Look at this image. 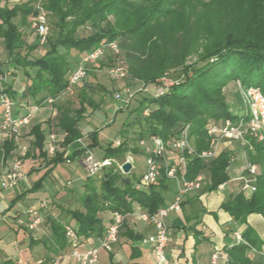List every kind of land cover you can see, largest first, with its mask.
<instances>
[{"label":"trees","instance_id":"16d2710c","mask_svg":"<svg viewBox=\"0 0 264 264\" xmlns=\"http://www.w3.org/2000/svg\"><path fill=\"white\" fill-rule=\"evenodd\" d=\"M35 3L36 0H20L13 6L0 5V38L13 66L24 69L29 76V83L21 96L25 106L41 105L47 97H57L66 88L79 62L78 57L112 41L117 43L119 52H109L102 66L123 64L128 76L122 79H127V83L139 80L146 84L155 83L165 74L179 80L163 95L139 98L137 109L141 113L145 108L150 109L148 115L142 114L136 120L142 126L141 138L157 135L169 141L189 124L195 147L198 150L207 148L209 127L225 119L237 118V114L230 110L223 91L227 81L239 80L244 86H260L264 94V0H241L240 5L246 3L248 8L245 24L239 21L234 28L223 29L209 21L212 16L231 10L223 2L209 14L205 9L207 0H43L52 27L45 42V54L32 58L28 53L22 54V50L28 48L32 51L40 46L39 37L36 42L28 44L22 27L31 26L32 17L37 13ZM18 13L22 15L21 25L14 21ZM204 16H208L207 22L203 20ZM53 27L55 33H52ZM81 27L90 31L79 36L77 32ZM199 45L205 53L203 62L200 65L187 64L189 56ZM70 55H77V58L72 59ZM27 67L32 73L25 70ZM6 91L13 96L12 85H8ZM29 95L33 98L31 103L29 98H24ZM52 105L58 109L52 125L65 133L62 144L68 147L84 136L79 128L85 111L84 103L74 111L58 102ZM42 126L43 122L31 125L29 134L33 138L25 158L31 152L36 153L34 155L44 161L43 167L47 171L65 159H77L97 143V135L90 133L91 141L87 148L75 149L67 155L65 149H57L51 156L45 149L47 136ZM4 139L0 147V175L1 163L12 156L18 146L16 136ZM244 146L247 160L258 164L260 169L255 181L256 190L249 196L240 190L221 204L222 209L240 222H246L251 213L264 217V141L250 138L249 144ZM128 151L125 140L118 145L111 141L105 146L104 157L122 161ZM132 152L142 153L140 148H133ZM188 159V178L206 172L207 181L199 191L216 190L230 179V150L220 149L219 154L209 160L199 156ZM138 180L131 171L123 173L112 167L101 178L100 187L85 182L86 192L79 199L80 207L63 211L75 221L82 240L94 243L103 236L102 212L127 214L138 205L154 213L167 203V192L173 186L165 174L143 188L136 187ZM65 223V218L50 212L46 214L43 226L49 232L39 239L47 248L42 264L54 260L69 244ZM241 235L243 242L224 248L228 255L226 264H262L251 253L252 248L262 243L256 232L247 225ZM131 237L142 238L138 234H131Z\"/></svg>","mask_w":264,"mask_h":264},{"label":"built area","instance_id":"2783aa9c","mask_svg":"<svg viewBox=\"0 0 264 264\" xmlns=\"http://www.w3.org/2000/svg\"><path fill=\"white\" fill-rule=\"evenodd\" d=\"M35 10L37 13L32 17L31 27L40 36L41 43H45L48 36V13L43 5V0H38L35 3ZM109 52H119V47L116 42L112 41L102 44L82 55L69 77L66 88L57 97L49 96L44 100L43 104L32 105L27 112L20 113L18 111V101L1 85L0 137H18L21 128L30 123L32 115L41 106L52 105L61 96L74 94L77 85L88 78L91 70L102 69V61ZM107 72L114 79H122L128 76L126 67L121 63L107 67ZM8 74L9 72H7ZM5 79V76L1 77V80ZM139 82L141 84L135 90H132L129 85H125L113 93V97L118 102L117 109L128 107L137 92L146 90L147 84L141 80ZM178 82L179 80L177 78L170 74H165L153 83L154 92L152 95L154 97L163 95ZM236 84L240 95L241 110L236 112L237 118L225 119L223 122L214 123L209 127L208 133L210 139L207 148L198 150L195 147L191 139L189 124L184 125L178 135L169 141H165L157 135L143 137L139 141V147L146 156V167L140 179L136 182V187L143 188L155 183L162 174H165L175 189L174 199L160 207L156 212L149 213L144 209L135 212L138 218L153 227L151 233L141 238L142 244L150 247L153 264H171L166 253V246L169 240L166 222L167 217L171 211L180 210L186 196L199 191L207 181L206 172H200L192 179L187 177L188 158L192 156H199L205 160L214 158L219 154L221 145L225 140L242 143L244 145L249 144L250 138L264 141V94L262 89L260 86H244L239 80L236 81ZM149 112L150 109L145 108L143 114L148 115ZM47 139L48 144L45 146V149L52 156L57 151L58 138L55 133L51 132ZM75 143L78 144L79 148H87L88 145L82 137L78 138ZM118 144H120L119 140L114 143V145ZM29 149L28 144H18L11 167L0 175V196L4 190L16 188L26 178L22 166ZM67 154H69V151L65 153V155ZM77 159L84 167L87 177L92 178H103L106 170L112 167H114V170L125 173L122 166L127 161L132 163V168L134 166V157L132 154L126 155L122 161H117L112 157H103L99 160L90 149H86ZM246 169L247 173L241 177L243 180L242 191L247 190L253 192L256 190L255 181L259 174V169L256 164L250 163L249 161ZM48 205L49 202L47 200H40L37 206L27 207L23 211L22 216L18 218V222L32 231L41 229L45 222ZM128 214L120 211H111V217L105 225L103 236L94 243H88L82 240L77 233V227L74 224L65 223L66 238L71 246V251L68 256L78 264H97L100 251L102 249L111 250L118 241L119 230ZM236 240L237 242L244 241L240 233H236ZM61 256L59 255L57 257L58 259L51 260L45 264H56ZM222 258H224L223 252L216 250L212 254V263L218 264ZM18 264L30 263L19 258Z\"/></svg>","mask_w":264,"mask_h":264},{"label":"rangeland","instance_id":"374dc122","mask_svg":"<svg viewBox=\"0 0 264 264\" xmlns=\"http://www.w3.org/2000/svg\"><path fill=\"white\" fill-rule=\"evenodd\" d=\"M20 0H0V5L4 6H13L14 2H18ZM27 1V0H21ZM38 0H36L37 2ZM208 5L206 6V10H208L209 14L218 8L220 3H224L225 7L230 8V11H225L220 15L212 16L209 21L215 26H219L221 29L229 27L234 28L237 22L245 24V21L248 18L247 11L248 8L246 3L240 5L241 0H207ZM207 17H203V20L207 22ZM51 18L47 14V24H48V34L51 32ZM14 21L21 25L22 23V15L18 13L14 17ZM26 40L28 44L34 43L37 41V36L39 37L40 46L35 47L32 51H29L28 48H24L22 50V54L28 53L30 57H42L46 52V44L41 43L40 36L36 33L35 29L31 26L22 27ZM54 27L52 28V33H55ZM90 31L89 28L81 27L77 34L79 36L86 35ZM203 42V41H202ZM75 54V52H72ZM204 50L202 49V45L198 46V49L194 50V52L189 56L187 60V64H195L200 65L203 62ZM77 55H70V57L77 58ZM80 56L78 57L79 60ZM107 67H102L101 70H91L88 78L82 81L77 87L76 91L72 95H64L58 98L56 102L61 104L62 106L73 109V111L80 107L81 103H84V115L83 118L79 121V128L84 136L82 138L89 144L91 141L89 138L90 133H95L97 135V143L90 147V150L94 153L97 159H102L104 157V149L105 146L109 142H113V144L119 140L122 142L125 140L126 146L128 147V154H132L134 157V166L131 170V175L135 178L140 179L142 173L146 167V156L143 153H133V148H140L139 141L141 140L140 131L142 126L139 125L137 118L141 117L143 113H141L137 107L139 105V98L143 95H151L154 92V84L149 83L146 86V90L141 94L139 92L136 93V96L132 99L130 105L123 109H117L118 102L113 97V93L117 90H120L125 85H129L132 90H135L141 82H131V84L127 83V79H114L107 72ZM0 87L3 85L5 88L8 85H12L14 89L13 97L20 102L21 105H18L19 112L22 113L29 106H23L25 104V100H23L22 93L29 83V76L24 72V69L19 68L16 69L11 60L8 50L4 47L2 39L0 38ZM25 70L30 71V68H26ZM7 72L9 74L7 75ZM5 76V80H1V77ZM223 91L225 94V98L229 104L230 110L233 113H236L241 110L240 103V95L237 89V84L235 80L227 81L223 87ZM24 98H29V102L33 101V98L29 95ZM28 104V103H27ZM55 107V105H53ZM48 111L50 109H47ZM45 118L43 121V128L45 130L46 136L48 137L49 133H55L57 140V149L66 150L65 153L68 152L67 147L64 146L63 140L65 138V133L63 131L58 130L55 126H52V122L55 120L48 119L46 116H38L36 120H40L41 118ZM36 120H32V123L21 129L20 134L18 136V144H28L29 147L31 145L32 136L29 134V130L31 125ZM48 120H50L48 122ZM45 124V125H44ZM48 139L46 138L45 146H47ZM76 141V140H75ZM75 141L71 144L78 149L79 146L75 144ZM0 147L3 142H0ZM235 145V144H233ZM36 153L31 152V155L26 158L25 163L22 166L23 172L27 175L28 181L31 184L33 189L29 193L28 198H53L55 195H59L56 200H62L66 205L69 202L76 198H81L84 196L86 192V186L84 182L94 183L97 187L101 186V178L96 177H87L86 172L84 171L82 165L79 163L78 159H71L61 161L49 171H47L46 167H43L44 161L37 158ZM121 161V160H118ZM243 163V158L238 159V167H241ZM258 166V164H256ZM229 164L228 173L231 175L230 170L233 171L235 168L230 167ZM232 166H234L232 164ZM259 167V166H258ZM34 168V169H33ZM58 185L63 188L61 191L58 189ZM218 189L206 191L212 196H216L218 199H224L228 194V189L223 191L220 195L217 193ZM247 196L251 195L245 193ZM4 196H8L7 191H5ZM208 196V195H206ZM203 197V203H207V197ZM8 199H10L8 197ZM223 201V200H221ZM220 203L222 204L223 202ZM12 204V199L9 200L7 205ZM221 204L216 203V210L221 207ZM5 202H2L1 206H5ZM74 208L76 206L80 207V200L74 201ZM220 205V206H219ZM23 213V212H22ZM47 214V213H46ZM239 224L242 223L237 221ZM10 228L0 227V236L9 237L7 234H1L2 231H10ZM47 231V227L42 226V229ZM214 237L213 240L216 241V247H221V234H223V226L220 225L219 222H215L213 224V230L211 233ZM55 259H58L57 257Z\"/></svg>","mask_w":264,"mask_h":264},{"label":"crops","instance_id":"0c3cea01","mask_svg":"<svg viewBox=\"0 0 264 264\" xmlns=\"http://www.w3.org/2000/svg\"><path fill=\"white\" fill-rule=\"evenodd\" d=\"M23 106L25 105L23 104ZM31 106L23 112H27ZM47 109L50 110L48 111ZM57 114V107L53 105L41 106L38 111L32 115L30 123L22 128L29 126L32 120H36L38 116L44 115L48 119H52ZM44 119L43 117L36 121L40 122ZM4 141V137L1 136L0 142ZM76 145L78 146V144ZM75 149L76 148L72 144L68 147L69 153ZM221 149L231 151L230 167L235 168V170L229 171L231 172L230 179L217 190V193L220 195L223 191L228 189V194L226 195L228 197L219 199L218 196L217 199L216 196H212L213 194L206 192L207 190L196 191L186 196L180 210L170 212L166 220L169 236L166 253L171 264H213L212 254L216 250L222 251L224 256V258L220 259L218 264H226L228 255L224 248L236 243V233L242 234L247 225L253 228L259 240L262 242L259 247L252 248L251 253L256 260L264 264V217L259 213H251L247 216L246 222L239 224L221 207L216 210V203L221 204V200H227L230 196L242 190L243 180L241 177L247 173L246 167L248 163L244 144L225 140L221 145ZM15 153L16 150L13 151L12 156L1 163V173H4L11 167ZM240 158H243V163L241 167H238L237 163ZM25 161L26 158L23 160V164ZM232 164L234 166H232ZM58 189L61 191L63 188L58 185ZM30 190L31 184L26 175V178L23 179L16 188L4 190L0 196V227L10 228V231L1 232V234H7L9 237L0 236V264H18L19 258H22L30 264H42L44 261L47 248L39 239L47 235L49 231L41 230L42 228L32 231L18 222V218L22 216V212L29 206H37L40 200H47L49 202L47 213L50 212L54 216L65 218V222L67 223L70 222L75 224V221L63 211L67 208H74V201L80 198L73 199L66 205L62 200L58 201L55 199L59 196L58 194L52 199L38 197L28 198ZM5 191H7L8 196H4ZM244 192L247 194L251 193L247 190ZM174 196L175 189L173 187L167 192V202L172 201ZM205 196L208 199L206 204L202 201ZM8 197L12 199L11 205H7L10 200ZM2 202H5L6 205L1 206ZM78 207L76 206V208ZM140 209L138 205H135L134 211L126 216L122 228L119 230L118 241L111 250L102 249L100 251L97 264H153V256L150 247L142 244L141 239H134L131 237V234H138L144 237L153 231V227L149 223L141 220L135 214V212ZM101 217L104 225H106L110 220L111 211L102 212ZM215 222H219L220 225L223 226L220 248L216 247V241L213 240L215 235L213 236L211 234ZM196 232L199 234L197 235ZM70 251L71 246L68 244L60 254L62 256L56 264H78L68 256Z\"/></svg>","mask_w":264,"mask_h":264},{"label":"water","instance_id":"95a60500","mask_svg":"<svg viewBox=\"0 0 264 264\" xmlns=\"http://www.w3.org/2000/svg\"><path fill=\"white\" fill-rule=\"evenodd\" d=\"M132 163L130 161H127L123 164L122 169L125 173H128L131 171Z\"/></svg>","mask_w":264,"mask_h":264}]
</instances>
